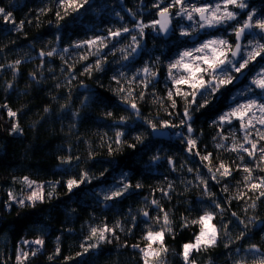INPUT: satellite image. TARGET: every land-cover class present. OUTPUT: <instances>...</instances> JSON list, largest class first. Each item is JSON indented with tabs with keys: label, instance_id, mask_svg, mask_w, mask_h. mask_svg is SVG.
Here are the masks:
<instances>
[{
	"label": "trees",
	"instance_id": "1",
	"mask_svg": "<svg viewBox=\"0 0 264 264\" xmlns=\"http://www.w3.org/2000/svg\"><path fill=\"white\" fill-rule=\"evenodd\" d=\"M0 7L11 13V20L0 16V264H17V250L26 245L23 241L37 239L44 244L30 247L23 264H143L139 250L132 245L144 247L148 227L160 228L154 219L147 223L142 219L143 211L153 218L162 215L151 204L153 199L167 211L171 222V231L164 239L167 251L155 258L162 264H185L183 245L193 243L199 233V225L191 221L205 210L216 213L212 223L218 228V240L213 247L193 251L189 258L192 264H259L264 259L260 255L264 253V198L256 200L258 193L252 192L244 199L235 198L247 191L241 182L245 174L236 168L240 163L237 152L216 147L224 143L230 148L233 131L240 130L234 123H213L231 105L230 95L246 77L240 84L231 83L208 97L210 103L205 107L196 110V105H191L193 133L185 127H170L166 128L169 140L154 139L145 121H152L157 128H163L164 121L179 125L185 108L182 98L174 97L175 108L167 98L173 85L163 81L164 63L177 46L163 41L151 26L158 10L156 0H88L78 12L69 9L68 15L56 0H0ZM106 8L118 14L112 16ZM261 10L264 12V6ZM58 11L63 19L57 17ZM137 24L149 26L144 28L140 55L130 57V38L142 36L139 29L131 31ZM123 27L130 31L117 38L109 35L110 30ZM95 37L106 38L107 46L99 57L89 55L81 60L96 46L74 45ZM49 51L54 54L40 55ZM97 59L102 60L103 70L85 73V67L94 66ZM252 65L248 66V76L254 70ZM145 67L159 73L157 82L141 75ZM121 87L126 91L118 93ZM128 91L132 93L129 100L137 103L143 119L123 102ZM197 100L203 103L199 96ZM3 105L17 116L10 118ZM108 112L112 117L106 116ZM120 117H125L128 125L114 124ZM14 123H18L20 133L11 131ZM117 131L124 133L120 143L115 142ZM177 133H183L184 138ZM189 136L197 141L194 152L212 153L213 169L222 160L231 167L232 176H218L219 183L210 179L200 157L186 150ZM258 146H264V141ZM157 156L159 159H154ZM244 156V163L252 167L251 159ZM197 170L214 195L205 194L204 185L196 178ZM84 172L88 173L87 181L69 191L67 181L80 180ZM254 175L264 176V172ZM23 177L45 185L44 199L25 206L11 202L9 207V192L22 183ZM124 184L131 187L122 197L104 199L107 190ZM137 184L142 187L136 188ZM225 186L227 192L222 191ZM213 200L221 207L216 208ZM253 201L255 208L250 207ZM118 221L121 228H116L115 236L109 235L108 241L84 252L82 244L95 242L86 239L90 227L102 223L114 227ZM242 232L245 235L239 238ZM251 245L259 252H249ZM153 247L159 251L158 245ZM37 248L39 251L31 255Z\"/></svg>",
	"mask_w": 264,
	"mask_h": 264
},
{
	"label": "snow or ice",
	"instance_id": "2",
	"mask_svg": "<svg viewBox=\"0 0 264 264\" xmlns=\"http://www.w3.org/2000/svg\"><path fill=\"white\" fill-rule=\"evenodd\" d=\"M56 2L58 7L64 10L65 15H68L69 9L73 12H78L80 8L88 3V0H56ZM159 3H164V0H159ZM156 6L159 7V4ZM170 8H176L177 11L175 12V15L180 16L181 18H186L189 21L194 20L195 16H198L199 20L197 25L199 29L229 27L232 29L236 41L245 38L246 35L253 36V40L248 42V46L251 50L247 51L246 54L242 52L241 45L239 43H230L225 38L217 37L214 39H206L198 46L179 53V58L168 65V79L172 81L173 88L168 90L167 98L171 102L172 108H175L177 105V101L174 97L182 98L185 101V108L183 118L180 120L179 125L164 121L161 127H185L188 133H193L194 129L190 123L192 120V112L190 110L191 105L195 104L196 110L205 107L208 103H210L208 97L213 96L215 93L219 92L221 88L231 84L233 80L237 78L235 73H240L242 75L243 72L248 69L249 64L252 61H255L257 57L264 59V43L260 42L264 41V13L257 15V12L249 6L248 0H216L214 4L202 5L190 4L189 0H170V3L163 7L159 12L161 19L152 22L151 26L153 28H155L156 25H159V29H157V31L167 33L170 30L168 27L170 17L172 15L169 12ZM241 13H243V17H241ZM0 16H3L5 20H11V13L6 12L3 7H0ZM57 17L59 19L64 18L60 15L59 11L57 12ZM22 26L23 22H21L19 27ZM148 26L149 25L145 24L136 25V27L140 30V35H143V29ZM254 29H258L259 31L255 32L253 31ZM129 31L130 29L128 27H123L122 29H118L116 31L110 30L109 35L112 38H117L120 37L122 33H128ZM189 34V32L181 29V35L187 36ZM257 35L260 37L259 40L255 39ZM105 39L106 38L95 37L93 39L77 42L74 47L81 48L84 47V45H88L89 48H92L93 46H96L95 51H89L86 55L80 57L81 60H87L89 55L99 57L103 47L107 46ZM132 40L136 42V36H132ZM132 50L135 51L136 49L133 48ZM63 51L67 52L68 49H64ZM120 51L123 52L124 49H120ZM53 54L54 51H49L46 54L44 52L40 53L42 57L44 55L52 56ZM237 57L238 59H234ZM125 59H127V56H125ZM19 63L20 61H16V64ZM9 67L14 66L9 65ZM93 70H103L101 59H97L94 66L89 65L85 67L84 72L91 74ZM140 71L152 78H155L156 76V73L147 67L141 69ZM229 73L232 74L230 75ZM119 75L123 77L124 73H120ZM205 77H207V79ZM113 79L116 80L118 84L120 83L117 77L114 76ZM134 80L135 77H133V81ZM133 81H129V83L131 84ZM148 83H151V80L145 82V87H147ZM251 83L261 90V95H264V65L261 66L260 71L255 73ZM182 85H186L188 89H191V91H185L181 87ZM8 87H11V85ZM125 91L126 90L123 87L118 89V93ZM131 95V91H128L127 96L123 98V102L131 109L132 113L137 118L143 119L140 110L137 107V103L134 100H129ZM197 96L203 100V103H200L197 100ZM189 97H191V100H189ZM139 99H144L143 93L140 94ZM2 107L7 109V115L10 118L14 119L17 116V113L11 108H8L7 105H3ZM257 113H259V116H257ZM112 115L113 114L111 112L106 113L107 117H112ZM233 120L239 121L240 130L244 132L242 137L243 142L241 143L237 141L235 139V132H233V144L230 148L224 143H218L216 144V147L218 149H224L225 151L237 152V159L240 163L236 165V168L245 174L243 175L241 182L244 184L247 191L238 193L235 198L244 199L248 192H252L254 194L258 193V195L255 196L256 200H261V198H264V176H256L254 173L256 171L264 172V146H258L260 141H264V128H256V124L264 126V101L249 99L245 103L237 104L229 111L221 114L217 120L213 121V123L217 126H221L225 123L232 124ZM125 122L126 118L120 117L118 120L114 121V124L120 125ZM145 123L152 128L154 133L157 131V125L155 123L150 120L145 121ZM252 129H255V132L259 137L258 140L250 138L252 136ZM11 131L13 133H20L22 130L20 129L18 123H14ZM123 135V132L117 131L115 133V142L120 143ZM177 135L184 138L183 133H177ZM218 135H221V139L227 140V137L222 136L221 133H218ZM136 139L139 140L140 137H136ZM186 143L188 145L186 150L190 154L200 157L201 163L207 168L210 179L219 183L220 180L218 179V176L220 178L232 176L231 167L225 164L222 160H220L215 169H213L211 163L213 159L212 153L201 155L198 150L194 152V149H196L197 146L196 139L189 136L186 139ZM245 145H249V147H245ZM130 146L135 147V145ZM244 154H247V157L251 159L253 163L252 167H249L246 163H244ZM154 159L158 160L159 157H154ZM169 164H173L171 159H169ZM173 170L175 169L173 168ZM188 171L192 172L193 169L189 168ZM123 176L126 178L127 173H124ZM196 178L202 185H204L206 195H214L208 189V181L200 175L198 170ZM87 179V172L82 173L80 180L69 179L67 181L68 190L72 191L74 187L84 183ZM21 182L25 184L27 188L32 189L31 194L26 198L17 199L13 193L9 192V207L11 206V202L18 203L20 206H25V200L32 205H34L36 201H43V185H37L35 181L30 180L28 177H23ZM34 185L35 188H33ZM130 187L131 185L124 184L123 187L116 188L111 191L110 194H105L104 199L115 200L116 198L122 197L129 191ZM140 187H142L141 184L136 185V188ZM169 187H171V185H169ZM222 191L227 192V186H225ZM165 195H167V193H165ZM212 203L216 208L221 207L215 200H213ZM151 204L154 205L158 212L162 213V215H157L153 218L150 216L148 211H143L142 215L145 218L146 223L154 219L155 223L160 225V228L158 230H153V228L149 226L143 236V239L146 241L145 246L140 247V245L136 244L132 245V247L139 250L143 264H162L161 260L155 258L159 257L162 252L167 251V248L164 246V239L166 233L171 231V222L167 211L161 207L158 200L153 199ZM250 207H256L255 201H253ZM221 211H223V209H221ZM215 215L216 213L205 210L203 215H200L198 219L191 221L192 224L199 225V233L195 236L193 243L183 245L182 257L185 264H192L189 258L193 251H199L201 248L207 249L209 247H213L217 243L218 228L212 223ZM232 215L235 217L237 214L232 213ZM241 223H243V221H241ZM133 226H135V224H133ZM183 226L187 227L188 224L185 223ZM116 228H121L119 221L114 227H110L107 223H102L100 226L90 227L89 236L86 239L93 240L95 242L91 244H82L81 247L84 252L89 251L90 248H97L100 243L108 241L109 235L115 236ZM244 235L245 233L242 232L239 238H243ZM23 243L26 245L35 244L42 246L44 241L41 239H37L35 241L25 240ZM154 244L158 245L159 251L153 247ZM37 251H39V248L34 249L31 255H35ZM59 251L60 249L57 248V255L59 254ZM248 251L253 254L259 252L255 245H251ZM260 255L264 257V253H260ZM28 256V252L18 249L16 256L17 264H23L24 260H27ZM52 258L53 257L51 256L49 257V259ZM259 264H264V259H261Z\"/></svg>",
	"mask_w": 264,
	"mask_h": 264
},
{
	"label": "rangeland",
	"instance_id": "3",
	"mask_svg": "<svg viewBox=\"0 0 264 264\" xmlns=\"http://www.w3.org/2000/svg\"><path fill=\"white\" fill-rule=\"evenodd\" d=\"M216 2V0H213L211 3L209 2H206V3H196V2H193L194 4H197V5H202V4H214ZM248 4L249 6L257 12V15H259L260 13H264L262 12V7L264 6V0H248ZM165 7V6H164ZM231 7V6H230ZM111 8V7H110ZM110 8H106V10H108V12L113 16L117 15L118 14V11L117 10H113L112 12L110 11ZM158 11H160L162 8L158 7ZM169 12H171V10L169 9ZM129 14V12H126ZM131 16V19L134 20V17L129 14ZM241 17H243V13H241ZM176 18L179 20L178 22V25H177V35L179 38H187L188 40L192 39L193 38V32L192 30L195 28V24L193 21H190L189 23H184V20H186V18H181L180 16H176ZM130 29V28H129ZM135 29H138L136 27V25H134L132 28H131V31H135ZM181 29H183L184 31H187L189 32L190 34L187 35V36H183L181 35ZM144 30L146 29H143V37H144ZM210 33H206L205 35H203L202 37V40L200 41H196L195 43H191L189 46H184V47H179L175 49V53L172 54V57L167 59L166 62L164 63V66H165V74H164V78H163V81L165 79V81H170V83L173 85L172 81L168 79V65L175 61L176 59L179 58V53L187 50V49H192L196 46H198L200 43H202L204 40L206 39H210V38H217V37H222V38H225L229 41V36L231 34H233L232 32V29L229 28V27H218V28H210ZM212 31V32H211ZM253 31L255 32H258L259 30L258 29H254ZM132 39V37L130 38ZM256 40H259L260 37L259 35L256 36L255 38ZM175 38L174 39H171L170 42H174ZM253 40V36L252 35H248L246 37V39L243 41L242 43V52L246 54L247 51L251 50L250 47L248 46V42ZM261 43H264V41H260ZM135 45V44H134ZM94 47V46H93ZM92 47V48H93ZM132 47L130 46V52L132 51L131 49ZM133 55L131 54L130 57H132ZM128 57V58H130ZM131 59H134V58H131ZM260 57H257L255 61H252L250 64H253L252 68L254 70H252L251 74L248 76V74L246 75V80L236 89L232 92V94L230 95V101H231V105L227 107V109L224 111V112H227L229 111L232 107H235L237 104H242V103H245L247 100L249 99H258V100H261V101H264V95H261V90L259 88H257L254 84L251 83L253 77L255 76V73L260 71L261 69V66L264 65V59H261ZM175 71V70H174ZM155 72V71H154ZM158 73V72H157ZM231 75V73H229ZM207 79V77H205ZM243 80V79H242ZM241 80V82H242ZM240 84V82L238 83ZM237 84V85H238ZM230 85V84H229ZM183 86H186V85H183ZM187 87V86H186ZM188 88V87H187ZM189 91H191V89H188ZM224 112H222L221 114H223ZM219 114L217 117H216V120L217 118L221 115ZM257 116H259V113H257ZM237 124L239 130H240V127H239V121L237 120H233L232 124ZM256 128H264V126H261L259 124H256ZM234 132V131H233ZM244 135V132L240 130V132H237L235 131V139L237 140H242V137ZM251 139L253 140H256L258 137V135L256 134L255 132V129H252V136L250 137ZM243 142V140L241 141V143ZM233 144V137L231 139V146ZM245 147H247L245 145ZM37 185H43L45 187L44 184L42 183H36ZM33 188H35V185L33 186ZM31 191L32 189H29L26 187L25 184L21 183L20 185H18L17 188H14L13 190V194L15 195V197L17 199H20V198H26L28 195L31 194ZM111 191H113L112 189L111 190H107V194H110ZM25 203H29L27 200H25ZM40 245H35V244H28V245H25L23 247V251H28L29 248H36Z\"/></svg>",
	"mask_w": 264,
	"mask_h": 264
},
{
	"label": "water",
	"instance_id": "4",
	"mask_svg": "<svg viewBox=\"0 0 264 264\" xmlns=\"http://www.w3.org/2000/svg\"><path fill=\"white\" fill-rule=\"evenodd\" d=\"M159 12H160V11H159ZM159 12L156 13V15H155L156 20H160V19H161L160 15H159ZM168 27H169L170 30H169L167 33L162 32V31H158L159 36H160L163 40H167V39H169L170 36H171L172 30H173V25H172V22H171V17H170V23H169ZM156 28L159 29V25H156ZM246 36H247V35H246ZM233 40H234L235 43H239V44L241 45V49H242V43H243V41L245 40V38H242L241 40L236 41V40H235V36H234V34H233ZM190 41L193 42L194 39H191ZM143 44H144V38L141 39L140 44H138V46L135 45V46L133 47V48L136 49L135 51L132 50V53H133L135 56H139V55H140V53H141V46H142ZM233 50H234V49H233ZM234 59H238V57H237V58H234ZM247 72H248V69L245 70V71L243 72L242 75L239 73L238 76H237V78L233 80L232 85H236V84H238V83H239V82H240V81L246 76ZM141 75H142V76H146V74L143 73L142 71H141ZM158 79H159V74L156 73V76H155V78H153V81H154V82H157ZM120 125L124 126V125H128V123L125 122L124 124H120ZM150 135H151V137L154 138V139H159V140H169V139H170V131H169L168 129H166V128H157V131H156L155 133L153 132V130H152V128H151V129H150ZM142 219L145 221V218L143 217V215H142ZM211 264H214V263H211Z\"/></svg>",
	"mask_w": 264,
	"mask_h": 264
},
{
	"label": "flooded vegetation",
	"instance_id": "5",
	"mask_svg": "<svg viewBox=\"0 0 264 264\" xmlns=\"http://www.w3.org/2000/svg\"><path fill=\"white\" fill-rule=\"evenodd\" d=\"M212 1L213 0H189V3L190 4H194L193 2H196V3H206V2H209V3H211ZM169 3H170V0H168V2H167V0H164V3H162V4L159 3V0H156V5L159 4V7L160 8H162L164 6H167ZM157 9H159V8H157ZM170 10H171L170 13L172 14L171 15V22H172V25H173V31H172V33H173V37L175 38V46H177V48H178V46L179 47L189 46L191 43H195L196 41H200V40H202L203 35H205L207 32L210 33V31H209L210 29H199L198 28L197 22L199 20V17L198 16H195V19L192 20L194 22V24H195V28L192 30V32H193V38L192 39H194V41L191 42L190 41L191 39L188 40L187 38H179L178 35H177V33H176L177 32V25H178V22H179V20L176 18V15H175V12L177 11V9L176 8H170ZM189 22L190 21L187 20V19L184 20V23H189ZM141 37L142 36H140L139 39L137 38V41L136 42H134L132 40L130 46L133 48L134 47V44L136 45L137 42L139 43V40H140ZM232 38H233V36H232ZM233 42H234V40H233ZM170 43H172V42H170ZM176 43H178V45H176Z\"/></svg>",
	"mask_w": 264,
	"mask_h": 264
}]
</instances>
